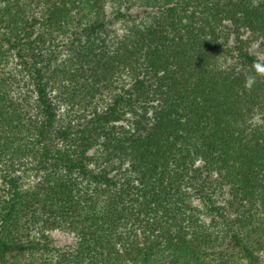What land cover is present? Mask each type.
Segmentation results:
<instances>
[{
  "label": "trees",
  "instance_id": "1",
  "mask_svg": "<svg viewBox=\"0 0 264 264\" xmlns=\"http://www.w3.org/2000/svg\"><path fill=\"white\" fill-rule=\"evenodd\" d=\"M261 56L264 0H0V264H264Z\"/></svg>",
  "mask_w": 264,
  "mask_h": 264
},
{
  "label": "clouds",
  "instance_id": "2",
  "mask_svg": "<svg viewBox=\"0 0 264 264\" xmlns=\"http://www.w3.org/2000/svg\"><path fill=\"white\" fill-rule=\"evenodd\" d=\"M253 72L248 74L245 77L244 81V87L248 90H251L256 82H257V77H264V62L261 61H256L252 65Z\"/></svg>",
  "mask_w": 264,
  "mask_h": 264
},
{
  "label": "rangeland",
  "instance_id": "3",
  "mask_svg": "<svg viewBox=\"0 0 264 264\" xmlns=\"http://www.w3.org/2000/svg\"><path fill=\"white\" fill-rule=\"evenodd\" d=\"M256 49V46H254V51H258ZM263 57V56H261ZM264 58V57H263ZM52 239L54 241V244L57 246H66V245H71L74 241L73 236L67 232H62V231H53L51 233Z\"/></svg>",
  "mask_w": 264,
  "mask_h": 264
}]
</instances>
